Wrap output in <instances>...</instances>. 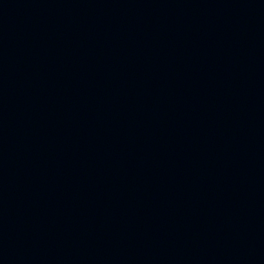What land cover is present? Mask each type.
<instances>
[{
	"label": "water",
	"instance_id": "water-1",
	"mask_svg": "<svg viewBox=\"0 0 264 264\" xmlns=\"http://www.w3.org/2000/svg\"><path fill=\"white\" fill-rule=\"evenodd\" d=\"M0 264H264V0H0Z\"/></svg>",
	"mask_w": 264,
	"mask_h": 264
}]
</instances>
